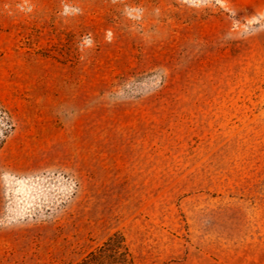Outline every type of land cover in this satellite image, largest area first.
I'll list each match as a JSON object with an SVG mask.
<instances>
[{
  "label": "rangeland",
  "instance_id": "374dc122",
  "mask_svg": "<svg viewBox=\"0 0 264 264\" xmlns=\"http://www.w3.org/2000/svg\"><path fill=\"white\" fill-rule=\"evenodd\" d=\"M264 264V0H0V264Z\"/></svg>",
  "mask_w": 264,
  "mask_h": 264
},
{
  "label": "trees",
  "instance_id": "16d2710c",
  "mask_svg": "<svg viewBox=\"0 0 264 264\" xmlns=\"http://www.w3.org/2000/svg\"><path fill=\"white\" fill-rule=\"evenodd\" d=\"M74 264H137L121 233H113Z\"/></svg>",
  "mask_w": 264,
  "mask_h": 264
}]
</instances>
